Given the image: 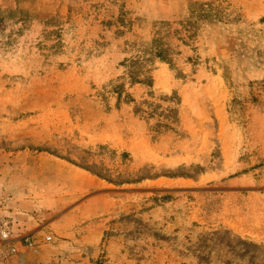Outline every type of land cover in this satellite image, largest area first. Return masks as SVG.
Returning a JSON list of instances; mask_svg holds the SVG:
<instances>
[{
	"label": "rangeland",
	"instance_id": "rangeland-1",
	"mask_svg": "<svg viewBox=\"0 0 264 264\" xmlns=\"http://www.w3.org/2000/svg\"><path fill=\"white\" fill-rule=\"evenodd\" d=\"M0 221V264H264V0H0Z\"/></svg>",
	"mask_w": 264,
	"mask_h": 264
},
{
	"label": "trees",
	"instance_id": "trees-1",
	"mask_svg": "<svg viewBox=\"0 0 264 264\" xmlns=\"http://www.w3.org/2000/svg\"><path fill=\"white\" fill-rule=\"evenodd\" d=\"M197 6H199V8L196 11L191 12V15H194L195 19L183 24V27L187 32H190L191 28L195 29V26L199 24L213 26L225 20V14L223 11H221V9L214 8L206 4H199ZM148 51L151 54V57L154 59L157 58L163 62H168L170 60L169 49L166 48L164 44L158 39L152 41L151 48ZM150 73V69L143 70L141 63L131 60V71H129L131 84H143L147 87H151L153 84V79Z\"/></svg>",
	"mask_w": 264,
	"mask_h": 264
},
{
	"label": "built area",
	"instance_id": "built-area-1",
	"mask_svg": "<svg viewBox=\"0 0 264 264\" xmlns=\"http://www.w3.org/2000/svg\"><path fill=\"white\" fill-rule=\"evenodd\" d=\"M51 237L47 236L44 241H50ZM34 243L32 236H16L8 222L0 221V255L17 253L21 248L31 247Z\"/></svg>",
	"mask_w": 264,
	"mask_h": 264
}]
</instances>
